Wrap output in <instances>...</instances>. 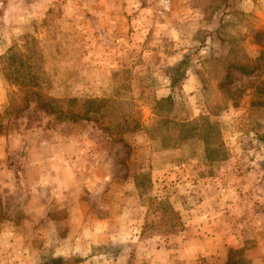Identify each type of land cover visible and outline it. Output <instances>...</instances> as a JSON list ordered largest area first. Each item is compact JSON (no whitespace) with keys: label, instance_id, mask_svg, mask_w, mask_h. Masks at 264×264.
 Returning <instances> with one entry per match:
<instances>
[{"label":"rangeland","instance_id":"374dc122","mask_svg":"<svg viewBox=\"0 0 264 264\" xmlns=\"http://www.w3.org/2000/svg\"><path fill=\"white\" fill-rule=\"evenodd\" d=\"M49 257L264 264V0H0V264Z\"/></svg>","mask_w":264,"mask_h":264},{"label":"crops","instance_id":"0c3cea01","mask_svg":"<svg viewBox=\"0 0 264 264\" xmlns=\"http://www.w3.org/2000/svg\"><path fill=\"white\" fill-rule=\"evenodd\" d=\"M174 12V11H173ZM174 14V13H173ZM173 14H171V17L169 18L170 20L172 19L173 20ZM137 16V18L135 19V22H139L140 25L138 23L134 24L132 29L134 30V32L132 31L131 34V38L135 39L136 36H142V34H145V29L147 28V26L149 25V20H150V17L147 18V15H145V17H139ZM170 20L168 21L167 18H164V17H161L160 19H158L156 21V24L158 25V32H162V35L165 36V38H168L169 40H174V39H177V40H180V36H181V33L180 31L178 30H174V26L171 25V22ZM170 22V23H169ZM151 25V24H150ZM160 28V29H159ZM147 33V31H146ZM143 42V41H141ZM138 42L135 43V41H133L132 45L134 46L133 48L135 50H138V46H139V43L137 44ZM127 46L129 45V42H126ZM141 48V47H139ZM176 48V47H174ZM151 49V48H150ZM139 53L141 50H138ZM170 90V87H167V93L165 96H167L169 94V91ZM192 120V119H191ZM190 122V119H186V120H181L180 123H185V124H189ZM188 138H185V139H182L183 141H186ZM182 141V142H183ZM55 141L54 140H46V145L45 146H48V147H54L55 146ZM58 155H56L55 157H57ZM47 157V156H46ZM58 158V157H57ZM56 158V160H57ZM52 171L56 168V166L54 165V162H53V158L51 160V162H49V166H48ZM58 168V167H57ZM52 175H53V172H51ZM55 176V175H54ZM55 178V177H54ZM218 234L217 233H213L212 235L210 236H207V235H204V236H192V238H189V241L187 243H198L199 241L201 240H207L209 241L210 239L214 240V238L217 236ZM229 236H232L231 233L228 234ZM213 236V237H212ZM218 238V237H217ZM216 240H219L221 241V238H218ZM186 241V240H185ZM204 251V249H202ZM189 254V253H188ZM53 255L55 256V253H53ZM192 255V254H190ZM189 255V256H190Z\"/></svg>","mask_w":264,"mask_h":264},{"label":"trees","instance_id":"16d2710c","mask_svg":"<svg viewBox=\"0 0 264 264\" xmlns=\"http://www.w3.org/2000/svg\"><path fill=\"white\" fill-rule=\"evenodd\" d=\"M96 100L97 99H91L89 101L84 100V101L93 102ZM99 100H102V99H99ZM202 118H204V117H201L200 119H202ZM84 119H88V118L84 117ZM180 125L182 126L183 129H185L188 126V124H185V123H181ZM60 262H62V257H49L48 260L41 262L40 264H59Z\"/></svg>","mask_w":264,"mask_h":264}]
</instances>
